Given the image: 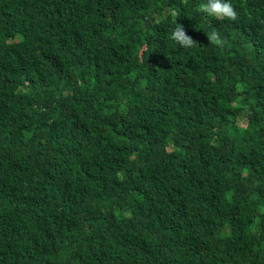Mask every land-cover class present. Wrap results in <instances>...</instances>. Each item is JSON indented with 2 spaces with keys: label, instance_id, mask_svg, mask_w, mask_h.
<instances>
[{
  "label": "trees",
  "instance_id": "obj_1",
  "mask_svg": "<svg viewBox=\"0 0 264 264\" xmlns=\"http://www.w3.org/2000/svg\"><path fill=\"white\" fill-rule=\"evenodd\" d=\"M206 2L0 0V264H264V0Z\"/></svg>",
  "mask_w": 264,
  "mask_h": 264
},
{
  "label": "clouds",
  "instance_id": "obj_2",
  "mask_svg": "<svg viewBox=\"0 0 264 264\" xmlns=\"http://www.w3.org/2000/svg\"><path fill=\"white\" fill-rule=\"evenodd\" d=\"M199 11L221 21L225 19L237 21L239 18L238 12L231 3V0H207L206 3L200 5ZM207 37L210 44L221 49H224L229 43L228 39L226 37L222 38L218 31L207 33ZM169 38L184 48H194L198 43L195 39L187 34L185 26L181 23H178L177 26L172 30Z\"/></svg>",
  "mask_w": 264,
  "mask_h": 264
}]
</instances>
